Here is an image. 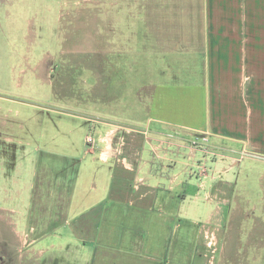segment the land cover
Here are the masks:
<instances>
[{"label":"crops","instance_id":"obj_1","mask_svg":"<svg viewBox=\"0 0 264 264\" xmlns=\"http://www.w3.org/2000/svg\"><path fill=\"white\" fill-rule=\"evenodd\" d=\"M140 5L118 20L136 43L129 87L115 60L88 66L98 82H83L84 115L56 96L27 103L39 116L26 120L20 180L4 157L0 225L15 236L0 235V264L233 262L228 225L249 201L240 184L256 175L264 188V0ZM196 135L207 141L193 150ZM203 157L210 171L196 177Z\"/></svg>","mask_w":264,"mask_h":264},{"label":"rangeland","instance_id":"obj_2","mask_svg":"<svg viewBox=\"0 0 264 264\" xmlns=\"http://www.w3.org/2000/svg\"><path fill=\"white\" fill-rule=\"evenodd\" d=\"M141 2L145 0H0V205L7 182L4 157L11 152L9 172L20 180L21 150L29 141L26 120L39 116L27 103L44 104L56 96L70 103L67 110L84 115L88 92L83 82H98L86 71L88 66L98 70L115 60L118 82L129 87L135 75L130 68L136 65L134 54L131 57L136 43L126 36L129 25L118 24V20L121 23L137 12L142 15ZM114 51L123 56H114ZM137 61L138 65L145 64L144 59ZM145 79L146 73L140 72L138 81ZM6 136L12 140L6 142ZM84 136L85 132L80 137ZM248 183L240 184V189L246 188L249 201H236L228 225L227 246L235 258L227 264H264V201L260 199L264 188L262 191L256 175ZM19 189L18 182L11 186L13 195ZM2 233L5 240L15 236L0 225ZM215 236L213 254L221 249L218 233Z\"/></svg>","mask_w":264,"mask_h":264},{"label":"built area","instance_id":"obj_3","mask_svg":"<svg viewBox=\"0 0 264 264\" xmlns=\"http://www.w3.org/2000/svg\"><path fill=\"white\" fill-rule=\"evenodd\" d=\"M85 141L87 144H93L94 143V137L91 134H88L85 137ZM207 138L205 135H196L192 141H191V148L193 150L199 148L202 146V143H206ZM205 151V150H202ZM210 171L209 166L207 165L205 158L203 157L201 161H198L195 166V171L193 174L196 175V177H203L207 174V172ZM206 238L208 242V246L210 249H212V246L216 244V236L213 231L211 232H206Z\"/></svg>","mask_w":264,"mask_h":264}]
</instances>
